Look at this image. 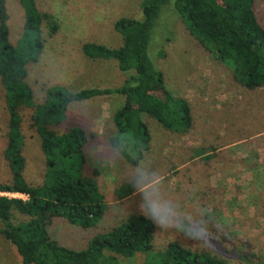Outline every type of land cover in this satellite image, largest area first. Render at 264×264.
Masks as SVG:
<instances>
[{"label": "rangeland", "instance_id": "obj_1", "mask_svg": "<svg viewBox=\"0 0 264 264\" xmlns=\"http://www.w3.org/2000/svg\"><path fill=\"white\" fill-rule=\"evenodd\" d=\"M6 1L10 40L17 45L25 13L19 0ZM143 2L37 0L40 10L55 16L59 30L51 36L48 25L44 26L42 57L28 66L35 103H43L52 86L78 91L122 85L130 72L121 71L116 59L89 58L82 47L87 42L120 47L123 36L115 29V23L124 17L143 19ZM175 2L169 0L162 7L153 29L149 55L164 72L166 88L192 104V127L187 132L167 130L156 118L144 114L152 140L144 158L133 164L131 159L136 153L114 122V114L125 102L123 96L95 97L71 105L67 123L53 129L63 132L78 125L95 132V138L86 146L88 162L84 174L95 177L97 171L106 211L90 228L54 217L48 225L50 235L63 246L83 250L95 236L119 225L131 214H145L134 183V172L139 165L158 173L161 190L185 212L207 208L211 213L210 228L217 220L228 227L222 234L214 230L207 233L212 237L209 242L189 240L180 232L156 226L154 249L134 257L118 256L120 264L157 262L172 241L211 252L233 264H264V87H244L231 67L192 35ZM256 9L264 25V0H258ZM33 113L34 108L30 107L21 111L25 177L29 183L41 185L46 161L40 133L32 125ZM7 126L5 90L0 79V182L11 177L4 158ZM113 138H119V146L112 143ZM0 264H24L16 246L1 231Z\"/></svg>", "mask_w": 264, "mask_h": 264}, {"label": "trees", "instance_id": "obj_2", "mask_svg": "<svg viewBox=\"0 0 264 264\" xmlns=\"http://www.w3.org/2000/svg\"><path fill=\"white\" fill-rule=\"evenodd\" d=\"M19 1L25 21L15 45L10 40L7 1L0 0V79L8 112L4 158L11 176L0 182L2 235L16 246L24 264H120V256L134 257L140 252H151L156 225L142 213H133L119 225L95 236L83 250L63 246L52 238L48 225L54 217L90 228L106 211L97 171L95 177L84 174L88 162L86 146L95 138V132L78 125L69 126L63 132L53 128L67 123L73 104L95 97L121 95L125 102L114 114V122L136 153L131 162L138 164L150 149L152 140L144 114L156 118L167 130L187 132L192 127L190 102L166 88L164 72L155 66L149 55L153 29L163 5L169 0H144L143 19H119L115 29L123 36L120 47L94 42L83 45L82 50L89 58L116 59L121 71L130 72L122 85L78 91L52 86L40 104L35 103L34 90L28 81V66L42 57L44 26L48 25L53 36L59 30V23L53 14L39 9L37 0ZM257 2H175L192 35L214 50L247 89L264 87V25L256 9ZM24 107L34 108L32 125L42 139L46 172L41 185H33L25 177V135L21 114ZM112 143L119 146V138H113ZM146 264L233 263L211 252L194 250L172 241L160 253L159 261Z\"/></svg>", "mask_w": 264, "mask_h": 264}, {"label": "clouds", "instance_id": "obj_3", "mask_svg": "<svg viewBox=\"0 0 264 264\" xmlns=\"http://www.w3.org/2000/svg\"><path fill=\"white\" fill-rule=\"evenodd\" d=\"M134 183L141 196L142 210L159 229L175 230L189 240L209 242L212 237L207 233L214 230L222 234L227 230L228 225L220 220L209 227L211 213L207 208L198 207L194 213L185 212L161 190L158 173L138 165V170L134 172Z\"/></svg>", "mask_w": 264, "mask_h": 264}, {"label": "crops", "instance_id": "obj_4", "mask_svg": "<svg viewBox=\"0 0 264 264\" xmlns=\"http://www.w3.org/2000/svg\"><path fill=\"white\" fill-rule=\"evenodd\" d=\"M189 101V100H188ZM190 102V101H189ZM191 104V103H190ZM192 105V104H191ZM192 107V106H191ZM193 109V108H192Z\"/></svg>", "mask_w": 264, "mask_h": 264}]
</instances>
